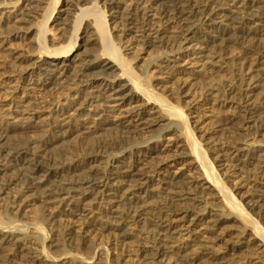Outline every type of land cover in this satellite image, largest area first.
<instances>
[{
  "label": "bare ground",
  "instance_id": "bare-ground-1",
  "mask_svg": "<svg viewBox=\"0 0 264 264\" xmlns=\"http://www.w3.org/2000/svg\"><path fill=\"white\" fill-rule=\"evenodd\" d=\"M59 1L0 0V264H264V0Z\"/></svg>",
  "mask_w": 264,
  "mask_h": 264
},
{
  "label": "rangeland",
  "instance_id": "rangeland-1",
  "mask_svg": "<svg viewBox=\"0 0 264 264\" xmlns=\"http://www.w3.org/2000/svg\"><path fill=\"white\" fill-rule=\"evenodd\" d=\"M62 0L59 1L58 5H57V9L60 8ZM109 13V11L107 12V14ZM54 15H57V10L56 13ZM244 43H234L232 46H229V49L225 52V54L227 55L230 51H233V53H235L236 55L241 56L242 52L244 51ZM167 46H165L166 48ZM164 48V46H163ZM169 48V47H168ZM151 49V48H150ZM228 77V75L226 73L218 72L214 74L213 79L211 80V83H216L219 81L220 78H226ZM196 81V85L195 87L197 88V90H201L202 87L204 86V82L202 81L201 77H198L196 80H192L191 82ZM181 91L180 88H175L171 91V93L168 95V99H170L172 102H176L177 100L182 101L181 99V95H179V92ZM167 94V93H166ZM63 94L60 93H55L53 95V98H59L61 99ZM47 104L46 101H43L42 103L39 104V106L43 105L45 106ZM185 111L186 113H189L188 115V120H193L194 118H192V116L194 115V109L192 107L189 106H185ZM156 128V127H155ZM196 135H199L198 130L194 131ZM215 137V141L217 142V145L221 143L225 144V143H232L235 140H243V139H253V140H261L260 137L258 136L254 126L251 125V123H241V124H236V125H232L231 127L224 129L220 132L215 133L214 135ZM205 145V144H204ZM219 146V145H218ZM94 153H96V155H102L105 154L107 151H117L118 150V146H115L113 148H104L101 144H97L93 147ZM86 150L83 146H78L70 155H65L66 157H79L81 162L80 164L77 166V169H75L74 173H80L81 170H85L87 168L86 165V161L88 159V157L85 156ZM61 159V158H60ZM98 162L94 163V169L95 171H98L101 169V166L103 165V163H99ZM78 170V171H76ZM245 177L249 176V178H253L254 180H256L257 182L264 184V173L262 172V168L261 167H248V168H244V171L242 173ZM159 188H161L159 186ZM261 188H264V185H262ZM157 192L159 193V197L157 198V201L161 202L163 201L165 198L167 200L168 196L166 195V191H163V189H157ZM192 195V194H191ZM193 196V195H192ZM46 213V212H44ZM58 223H54L52 225H45V229L48 233V243H52L53 246L49 247V249L51 251H55L56 246L58 243L62 244L63 247L67 248V249H71V248H78V250H80L81 252H85L84 247H81V244L78 245V241L76 239V236H74V233L72 235L71 231L72 228L74 227V224L70 221H56ZM107 238L103 237V242H106ZM77 242V243H76Z\"/></svg>",
  "mask_w": 264,
  "mask_h": 264
}]
</instances>
